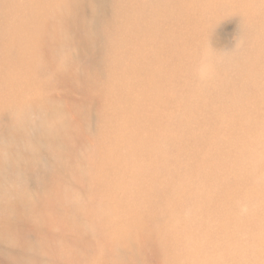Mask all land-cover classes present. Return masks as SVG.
Masks as SVG:
<instances>
[{
    "label": "bare ground",
    "instance_id": "6f19581e",
    "mask_svg": "<svg viewBox=\"0 0 264 264\" xmlns=\"http://www.w3.org/2000/svg\"><path fill=\"white\" fill-rule=\"evenodd\" d=\"M103 1L0 0V61L4 67L0 96L8 95L6 103L0 105V115L12 116L14 123L10 128L17 146L31 152L30 143L35 141L36 150L28 153L32 156L26 165L28 169L40 165L39 149L46 143L55 148L58 162V168L51 173L53 184L49 191L36 195L34 200L26 194L27 189L10 186L19 209L13 218L0 221V241L16 246L20 242L21 250L10 258L0 259V264H47L48 253L56 256L61 250L37 241L44 239L43 233L58 241L60 229H71L76 233L74 242L87 243L92 227H82L79 200L72 196L75 193L68 184L66 187L70 178L77 177L94 179L106 197L107 205L99 221L102 242L99 240L97 246L100 243L101 250L94 256L97 248L92 249L82 260L83 255L70 247L68 255L60 256L64 261L112 264L115 259L120 260L111 248L113 243L107 244L104 237L110 231L124 236L130 245L146 244V238L119 232L127 226L126 221L103 220L102 215L112 206L124 215H134L137 218L134 223L141 219L139 212L143 208L151 210L147 222L159 234L166 235V241L161 244L158 234L148 241L157 244V251L165 260L166 251L178 244L187 247L184 256L193 257L197 264H264L250 259L247 251V246H252L257 256L264 250V213L248 206L249 213L243 214L240 206L248 205L252 199L264 205V180L254 176L255 171L264 170V63L262 67L248 63L241 68L237 74L242 79L240 88L234 89L238 85L221 80L217 83L224 88L216 92L208 91L206 83L195 86L180 74L187 56L195 62L193 48L204 46L199 37L202 15L228 5V0H218L216 4L212 0H139L134 12H125L122 6H117L113 32L104 34L103 53L113 57L107 63L106 80L100 84L95 81L86 88L89 98L98 95L103 99V108L108 107L102 112L107 124L103 131L113 136H105L100 148L87 153L86 143L82 144L85 138L79 140L84 131L59 105L51 103L45 107L51 110L48 119L43 120L44 131L27 142V124L20 115L30 110V106L43 105L42 97L50 85V79L43 76L45 70L53 67L57 74H68L75 84H82L81 74L69 63L71 59L63 56L75 49L68 30L75 27L73 19L79 20L76 26L85 30L88 51L99 48L103 26L98 21ZM259 1L263 4L247 0L242 7L238 6L251 19L250 43L261 54L254 58L256 62L264 60V0ZM90 2L93 13L87 20L79 10ZM45 50L50 51L49 57L41 54ZM99 73L94 71L91 76ZM213 100L219 102L216 109L209 106ZM176 104H180L179 113L174 110ZM86 108L72 106L74 112L82 115H86V111L82 112ZM190 119L196 121V127L190 125ZM249 137L252 139L246 142ZM178 139H186L188 143L180 145ZM189 145L196 157L185 161ZM80 147L85 150L79 152ZM236 149L240 151L231 152ZM246 152H250V158L243 155ZM3 153L0 150V177L5 175L6 170H2L7 169L10 156L18 155ZM123 175L130 184L129 192L125 195L122 191V197H118L117 182ZM62 206L68 210L67 214L55 217L48 214L57 207L63 209ZM35 212L38 213L34 215ZM31 220L32 227L39 231L34 241L27 240L21 228ZM54 229H59L56 235ZM251 230L256 232L250 235ZM199 251L206 254L200 257ZM33 253L40 255L39 261L34 260ZM171 254L170 261L181 260L179 253Z\"/></svg>",
    "mask_w": 264,
    "mask_h": 264
},
{
    "label": "rangeland",
    "instance_id": "374dc122",
    "mask_svg": "<svg viewBox=\"0 0 264 264\" xmlns=\"http://www.w3.org/2000/svg\"><path fill=\"white\" fill-rule=\"evenodd\" d=\"M20 1L26 2L28 0H20ZM148 1L146 0V2ZM217 1L218 0L216 1L212 0L214 4H216ZM228 1L229 4L225 5L221 9L213 12H207L204 15H202L203 22L200 24L199 37L200 39H202L204 46L203 48H199V49L197 47H194L193 51L195 52V58H194L195 62L193 63L191 61V58L187 56V60H185L186 62L181 67L182 73L180 74L183 75L184 79L185 77H187L186 78L187 82H190L191 84H195V86L201 83H206L208 84L207 85V87L209 88L208 91L216 92L218 89H223L224 87L219 86L218 84L220 83L221 80L224 82H228L229 84L238 85V87L234 88V89H238L240 88L239 85L242 79H238L237 74L240 73L241 68L248 63L256 64L262 67L264 63V60L261 58L259 59L258 62H256L254 59L255 57L261 54H260V50L256 49L257 47L251 46L250 43V36L248 30L250 29L251 26L250 25L251 19L249 17L244 16L242 10L241 11L238 10V6L242 7L243 6L242 3H246L247 0H243V1L240 0V2L238 0L236 1L228 0ZM138 2L139 0H105L101 3V11L99 15L100 20L98 22L101 27L103 26V28L99 33L100 36L98 42L99 48H95L94 52H90L87 49L88 40L85 37V30L81 27V25L76 26L79 20L76 19L72 20V24L75 27L70 28L68 30V34L71 38L74 39L75 49L71 51V53L64 54L63 56H68L71 59L69 63L71 62L72 66L78 70V74L79 73L81 74L82 78L80 80L82 84H80L79 82L78 84H75L71 79L70 75L68 74L65 73L57 74L56 72H54L53 67L50 68L48 67V69L45 70L43 76L45 78L50 79V85L46 89L45 96L42 97L43 105H41V108L42 107L43 108L41 109L39 106L37 107L30 106L31 107L30 110L24 112L23 115H20L21 119H23V122L27 124L25 129H27V133L29 137L27 139L28 143L33 141V139L37 135H39L40 133H42V131H44L45 124H43L44 123L43 120L48 119L47 118L48 112H50L51 110V109L46 110L45 107H47V105L51 103H56L57 106L59 105L63 109V113L64 114L68 113L71 116V118L74 120L75 124L79 127V129L84 131V133L79 138V140L81 141L83 137L85 138V142H83L82 144L84 145L86 143V152L87 151L90 152V150L95 151L98 148H100V144L103 143V138L105 136L107 135L113 136L107 131L106 132L103 131L104 130L103 128H106L105 125L107 124L106 121L104 120L102 112L103 110L106 111L105 108L108 107L106 106L103 108L102 105L103 99L98 95L93 96L94 98L92 99L89 98L88 96L89 94L87 93L86 88L87 86H91V84H93V82L95 81L96 84H100L106 80L105 70L107 68V63L109 64V61L113 57L112 55L107 56L105 55L106 53H103V49L106 46L104 34L108 35L113 32L112 24L116 22V18L118 17L116 13L117 6H122L125 12H134L135 10L134 6ZM90 4L91 2L83 6L79 10V14L84 15L83 17H85L87 20L92 17L91 14L93 13V7ZM256 4H263V2L256 0ZM198 14H202V13L199 12ZM125 29L126 28H124V30ZM205 51L211 52V55L215 59L214 71H213L214 75L212 74L211 75L212 77L206 80H202L201 82V79L196 74L195 69L201 59L202 54ZM41 54H43L44 57L46 56L49 57L51 53L49 50L48 51L45 50L42 51ZM60 57L61 56H58V60L60 59ZM3 69H4L3 63L0 61V76L2 74L1 72L3 71ZM94 71L97 72L99 71L100 73L96 74V76H91ZM213 77H214L213 81L208 83L209 79ZM23 85L27 86V82L24 81ZM31 94L32 93H30V95ZM2 95L4 96H0V105L1 104L4 105V103H6L4 100H7L8 98L7 93H2ZM75 104L84 105L85 107H88L82 111V112L86 111V115L84 114L82 115V113L78 114L74 112V110H72V106ZM209 106L212 109H216V107L217 108L219 107V102L214 100L210 101ZM174 110H176L179 113V111L181 110L180 104L179 105L176 104L174 106ZM182 117L185 118L186 115H182ZM190 121H191L190 125L192 127L197 126L195 120L190 119ZM13 123H14L13 118L10 114L0 115V150L3 151L4 152L3 154L5 155L14 152L18 153L17 157L16 155L14 156V158L10 156V161H7V165H6L7 169L2 170L3 172L6 170L5 175H2L3 177H0V221H2L5 217L8 218L9 216L10 218H13L17 213V210L19 209V204H16L14 202L15 198L13 195H11V190H9L11 185H17L21 187L22 190L27 189L26 194L32 197V199L34 200L35 199L34 197L36 195L41 194L42 192L49 191V186L53 184L51 183L53 179L51 173L56 168H58V162L55 155L56 150L55 148L53 150L51 147H48L46 143V146L42 145L40 146L41 148L39 149L41 150L40 151L41 161L39 163L40 165L34 166L32 169H28L26 165L29 163V158L32 157L28 155V153H31L33 150H36L35 148L36 143L34 144L35 141L30 143L31 152L24 151L23 147H21L19 144L17 146V143L15 142V134L13 130L10 128V125H12ZM250 139L252 138L249 137L248 139H245V141L249 142ZM110 140H112V137H110ZM181 141L180 139H178V144L181 145L182 143H186V144L188 143L186 139L185 141L184 140ZM50 142L48 141L49 145ZM84 150L85 149H81L80 147L79 152H82ZM238 151H240V149H236L235 151L233 150L231 152L237 153ZM248 154H250V152H246L243 155L246 156L247 158H250ZM193 157H196V155L193 150V147L189 145L188 149H186L184 160L186 161L188 158H193ZM261 169L259 171H255L254 173H256L257 175L254 176L257 178L262 177L264 180V170L261 171ZM168 171L171 172V170ZM164 172L166 171L164 170ZM66 179L67 180L69 179V175L66 177ZM123 179L121 177L117 182L119 183L117 187L118 197H122L121 194L122 191L125 192V195L129 192L128 191L129 183L125 181V175H123ZM70 180L66 183V187L68 184L72 188L70 191L73 192V194L75 193L72 196H74L75 199L79 200L77 207L80 212L81 210L83 212V214L81 212L82 221L84 220L82 227H86L87 229H90L91 227L92 228L90 231V235L89 234L87 235V243L85 244H80V242H74L76 238V233L71 229H60V230L57 229V231L59 230L58 241L60 243L54 240V238L51 239V237H49L50 235L46 237L43 235L45 233L41 234V238L43 237L44 239H38L37 241H41L42 243H44L43 246H45V242H46L47 244H49V246L56 245L61 250L56 253V256L58 258L56 256H53V252L48 253V255L46 256L47 264H74L71 262L69 263L67 261H64L60 257L61 255L63 256L68 255L69 254L68 248L70 247L76 249L80 254L83 255L82 260L86 259L87 258L86 256L91 254L92 249L97 248L96 254H94V256L98 255L100 253L99 250H101L100 247H99L100 249L98 248L100 243L97 246V243L100 240V237L102 236L101 234L102 227L99 221H100V216L102 214V210L107 205V201L104 199L106 197L103 195V191L101 187L99 185L96 186L97 182L92 178L89 179L88 181L82 180L78 177L70 178ZM8 191L10 193H8ZM15 194L16 192H14V195ZM90 194L92 196H90ZM262 195L264 196V192L262 193ZM81 200L84 201V204ZM125 200H128V198H125ZM240 206L243 214L249 213L250 208H247L248 206L257 211L262 210V212L264 213V205L260 204L258 202V199L250 200V203H248V205H246V203L244 204L241 203ZM21 209H23L22 206H20V210ZM55 210L53 209L49 210L48 214H52L51 216L55 217V216H60L61 214H67L68 212V210L65 207H63V209L57 207L55 208ZM37 213L38 212H35L34 215ZM150 215H151V210L147 208H143L139 212V216L141 217V219H139L137 222L134 223L133 221L137 220V218L134 215L132 216L124 215L123 213H121L119 210H117L112 206L109 207V211H107L106 213H104V215H102L103 220L108 223L114 221H120L122 223L123 220L126 221L127 226L126 225H125L126 227L122 226L124 229L119 231L120 233L124 231L122 233L123 235L132 234L142 239L146 238L147 240L146 244H143L141 246L140 245L137 246L136 244L130 245L128 244L127 239L124 236L117 235L115 231L114 233L112 231L107 233L104 236L106 238L107 244L111 245V243H113L111 245V248L116 250L117 258H121L120 260L115 259L112 264H171V263L197 264L196 262H194L195 259L193 257L190 258L189 255L188 257L184 256L187 250V247L185 245L176 244L173 248H171V250L168 249V251H166L165 253V257H167L166 260L164 259L163 255H160V253L157 251V244L148 240L153 235L155 236L158 234L161 240L160 243L165 245L166 235L159 234L157 229H154L152 226L149 225V223L147 222V217ZM249 224L250 223H248L247 225ZM0 225H2V222H0ZM32 225H33V221L31 220L30 222H27L25 223V225L20 227L24 229V232L27 235L26 239L34 241L36 240L39 231L34 229ZM6 227H8L7 224ZM14 228L15 227H13V229ZM57 231L54 229L53 231L54 235H56ZM248 232L251 235L256 231L251 230ZM94 243H96L97 247L94 246ZM18 244L19 245L16 246L11 242L0 241V259L5 260L7 258H10V256H14L16 251H20L21 243L18 242ZM247 244L250 245V242H248ZM163 245L161 246L162 249L164 248ZM64 246L67 249H65ZM247 251H249L248 257L250 259L253 258L257 262L261 261L264 263V250L261 253V255H257V256L255 255L254 252L255 250L252 246H247ZM172 252L176 253V255L177 253L181 255L180 258L181 260H179L178 263H175V260L173 261L169 260L172 255L171 254ZM198 253H201L199 254L200 257H203L206 254V252L203 251H199ZM33 254L36 255V257H34V260L39 261L40 255L36 253ZM97 263L99 264V262Z\"/></svg>",
    "mask_w": 264,
    "mask_h": 264
},
{
    "label": "clouds",
    "instance_id": "9594fccd",
    "mask_svg": "<svg viewBox=\"0 0 264 264\" xmlns=\"http://www.w3.org/2000/svg\"><path fill=\"white\" fill-rule=\"evenodd\" d=\"M214 63V57L210 52L205 51L195 69L196 74L201 80H206L211 77L214 71Z\"/></svg>",
    "mask_w": 264,
    "mask_h": 264
}]
</instances>
